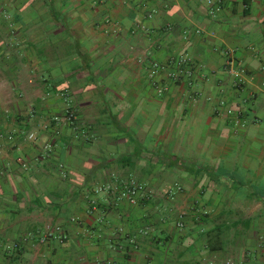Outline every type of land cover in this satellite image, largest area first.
I'll list each match as a JSON object with an SVG mask.
<instances>
[{
    "label": "crops",
    "instance_id": "1",
    "mask_svg": "<svg viewBox=\"0 0 264 264\" xmlns=\"http://www.w3.org/2000/svg\"><path fill=\"white\" fill-rule=\"evenodd\" d=\"M0 264H264V0H0Z\"/></svg>",
    "mask_w": 264,
    "mask_h": 264
},
{
    "label": "built area",
    "instance_id": "2",
    "mask_svg": "<svg viewBox=\"0 0 264 264\" xmlns=\"http://www.w3.org/2000/svg\"><path fill=\"white\" fill-rule=\"evenodd\" d=\"M209 4H214V0H205ZM216 9L219 10V4H215ZM225 54L227 58L229 59L228 63H232L233 58H232V52L230 50H226ZM192 58L186 54V53H180L176 56H173L171 58V63L173 64L174 68H168L167 65L160 64L157 62L152 63V68L150 70V77L155 78L160 72L164 71L167 74V77L170 80L174 81H179L183 77V75L190 74L191 72L189 71V66L192 64ZM194 64V62H193ZM233 73L236 75V78L238 80V84H243L245 83L246 79V70L244 68H238V69H231L229 68ZM154 85L156 86L157 90L162 93L164 92L165 89H167L166 85L163 83H159L154 81ZM223 103V102H221ZM228 113L232 115V121L235 126H244L245 121L243 120V112L239 110H233L232 108L228 109ZM60 117H56V119H59ZM61 119L67 121V122H74L76 119V114L73 109H68L65 114L61 117ZM31 139L35 137V134L31 133L29 135ZM9 138H12V136H9ZM52 145L47 144L46 149L51 150ZM21 163L25 166L26 163L22 158H19ZM95 193L98 192H107L112 194L113 196L116 197L117 200L120 199H126L129 201L131 204H137L140 200V198L143 197V195L146 194L147 188L145 184L139 182L135 178H130L128 181H123L120 182L118 177L115 176L112 181L100 184L96 189L94 190ZM89 201L92 204V206L96 205V199L93 196H89ZM184 214L180 213V220L177 222L178 227H183L184 226V221L182 220ZM119 231H122V228H119ZM52 235L51 231H46L42 239H46L47 237H50ZM64 238V236H62ZM131 242H134V239H130ZM15 244L14 246H16Z\"/></svg>",
    "mask_w": 264,
    "mask_h": 264
}]
</instances>
